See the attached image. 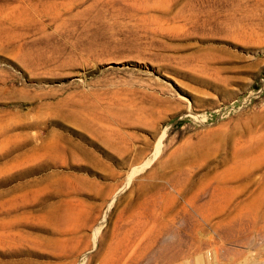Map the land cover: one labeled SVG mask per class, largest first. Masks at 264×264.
I'll use <instances>...</instances> for the list:
<instances>
[{
  "label": "rangeland",
  "instance_id": "374dc122",
  "mask_svg": "<svg viewBox=\"0 0 264 264\" xmlns=\"http://www.w3.org/2000/svg\"><path fill=\"white\" fill-rule=\"evenodd\" d=\"M263 228L264 0H0V264H252Z\"/></svg>",
  "mask_w": 264,
  "mask_h": 264
},
{
  "label": "bare ground",
  "instance_id": "6f19581e",
  "mask_svg": "<svg viewBox=\"0 0 264 264\" xmlns=\"http://www.w3.org/2000/svg\"><path fill=\"white\" fill-rule=\"evenodd\" d=\"M261 228V227H260ZM262 229V228H261ZM98 232V231H97ZM259 233V234H258ZM256 234H258V236L262 239V240H264V228H263V230L260 232V231H258ZM145 235V234H144ZM138 236H140V235H138ZM125 238V237H124ZM123 238V239H124ZM128 238H129V236H128ZM127 238V239H128ZM139 238V237H138ZM143 238V237H142ZM122 238H120L119 240H121V242H123V244L124 245H122L123 247L122 248H120V250H119V252L117 251V249H116V253L117 254H115V258L117 259L116 260V262L114 263V264H146V263H144V261H145V259H146V256L148 255L147 254V250H148V247H146V245L144 246H141L139 243L137 244L135 241H133L132 239H130V240H132V241H130V240H128L126 243H124L127 239L125 238V241H122L123 240ZM144 239V238H143ZM142 239V240H143ZM138 240V239H137ZM141 240V241H142ZM140 241V243H144V242H141ZM233 241V240H232ZM145 243H146V241H145ZM119 244H121V243H119ZM146 244H148V243H146ZM118 246V245H117ZM150 246V245H149ZM118 247H120V246H118ZM162 247V246H161ZM163 248V247H162ZM162 248H160V249H162ZM151 249H153V248H151ZM159 249V250H160ZM164 249V248H163ZM216 249V248H215ZM158 250V249H157ZM156 250V251H157ZM150 252V251H149ZM161 251H159V253H158V255L156 256V262L159 260V259H161V256H162V252L160 253ZM257 255H259V254H257ZM256 255V256H257ZM262 255V254H261ZM253 256V255H252ZM254 257L255 256H253V257H251L250 259H254ZM152 258V257H151ZM261 258V257H260ZM153 259V258H152ZM147 260V259H146ZM150 260V259H149ZM246 260V259H245ZM251 260V261H252ZM154 261V262H155ZM250 261V262H251ZM249 262V263H250ZM244 263V262H243ZM247 263H248V261H247ZM246 262H245V264H247ZM260 263H264V259H259V258H257V257H255V259H254V261H253V263L252 264H260Z\"/></svg>",
  "mask_w": 264,
  "mask_h": 264
}]
</instances>
